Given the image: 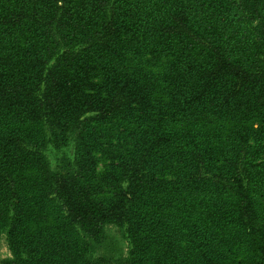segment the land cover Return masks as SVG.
I'll return each instance as SVG.
<instances>
[{
	"label": "trees",
	"instance_id": "1",
	"mask_svg": "<svg viewBox=\"0 0 264 264\" xmlns=\"http://www.w3.org/2000/svg\"><path fill=\"white\" fill-rule=\"evenodd\" d=\"M3 232L0 264H264V0H0Z\"/></svg>",
	"mask_w": 264,
	"mask_h": 264
},
{
	"label": "rangeland",
	"instance_id": "2",
	"mask_svg": "<svg viewBox=\"0 0 264 264\" xmlns=\"http://www.w3.org/2000/svg\"><path fill=\"white\" fill-rule=\"evenodd\" d=\"M74 153L73 143L61 149L48 147L46 155L50 160L51 166L54 168L59 163L62 156L72 157ZM130 240L123 228L113 224L104 226V236L102 243L93 252L94 255L103 254L112 259L126 256L130 248ZM12 252L9 248L7 233H0V261L2 259L11 258ZM114 264V263H112Z\"/></svg>",
	"mask_w": 264,
	"mask_h": 264
}]
</instances>
